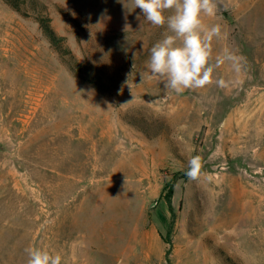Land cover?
Masks as SVG:
<instances>
[{"label":"rangeland","instance_id":"rangeland-1","mask_svg":"<svg viewBox=\"0 0 264 264\" xmlns=\"http://www.w3.org/2000/svg\"><path fill=\"white\" fill-rule=\"evenodd\" d=\"M38 1L103 89L0 0V264L32 246L62 264H264V0H214L210 62L227 49L240 69L180 94L149 78L166 26L131 0Z\"/></svg>","mask_w":264,"mask_h":264},{"label":"clouds","instance_id":"clouds-1","mask_svg":"<svg viewBox=\"0 0 264 264\" xmlns=\"http://www.w3.org/2000/svg\"><path fill=\"white\" fill-rule=\"evenodd\" d=\"M131 3L135 9H140L152 26H166L163 38L151 47L147 61L149 78L157 80L166 90L180 94L213 83L221 88L227 87L225 80L214 79L215 69L226 60L232 61L239 71L242 57L227 49L222 56L216 57L215 63L210 62L212 42L221 36V26L206 27L202 16L215 15L214 0H131ZM201 169V157H191L186 172L189 180H198ZM25 251L27 264H62L60 254L35 246Z\"/></svg>","mask_w":264,"mask_h":264},{"label":"trees","instance_id":"trees-1","mask_svg":"<svg viewBox=\"0 0 264 264\" xmlns=\"http://www.w3.org/2000/svg\"><path fill=\"white\" fill-rule=\"evenodd\" d=\"M10 9L23 17L31 16L38 24L39 29L48 40L49 44L56 51L58 56L68 68L82 80L96 89H103L101 78L88 65L78 63L64 42V38L56 35L51 19L46 13V7L38 0H2ZM30 12V13H29Z\"/></svg>","mask_w":264,"mask_h":264}]
</instances>
